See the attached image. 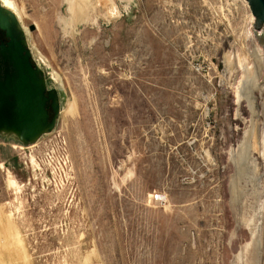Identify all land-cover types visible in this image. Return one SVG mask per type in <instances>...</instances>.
<instances>
[{"label": "rangeland", "instance_id": "rangeland-1", "mask_svg": "<svg viewBox=\"0 0 264 264\" xmlns=\"http://www.w3.org/2000/svg\"><path fill=\"white\" fill-rule=\"evenodd\" d=\"M75 1L1 0L64 96L0 136V264H238L246 0Z\"/></svg>", "mask_w": 264, "mask_h": 264}, {"label": "water", "instance_id": "water-1", "mask_svg": "<svg viewBox=\"0 0 264 264\" xmlns=\"http://www.w3.org/2000/svg\"><path fill=\"white\" fill-rule=\"evenodd\" d=\"M246 2L256 62L244 89L251 119L235 163L241 201L238 264H264V0ZM0 29L9 39L0 44V136L32 145L54 131L64 95L51 86L49 68L33 65L26 28L1 0Z\"/></svg>", "mask_w": 264, "mask_h": 264}, {"label": "bare ground", "instance_id": "bare-ground-1", "mask_svg": "<svg viewBox=\"0 0 264 264\" xmlns=\"http://www.w3.org/2000/svg\"><path fill=\"white\" fill-rule=\"evenodd\" d=\"M68 1V3H69V5H70V12H71V14H72V17L70 18L71 20H72V22L74 21V18H76L77 17V15H78V12L79 11H77V4H76V1L75 0H67ZM84 4V3H83ZM3 5V4H2ZM80 6V5H79ZM82 7V6H81ZM113 8V7H112ZM81 10H83V8H80ZM9 10V9H8ZM79 10V9H78ZM113 10V9H112ZM11 11V10H10ZM117 11V10H116ZM81 12V11H80ZM85 12V11H84ZM83 12V13H84ZM83 13H81V14H83ZM108 13V12H107ZM80 16V15H79ZM79 19V18H78ZM111 19V18H110ZM77 21V20H76ZM246 57V56H245ZM230 58V57H229ZM248 73H250V72H248ZM246 74V73H245ZM249 76V75H248ZM244 92V91H243Z\"/></svg>", "mask_w": 264, "mask_h": 264}, {"label": "flooded vegetation", "instance_id": "flooded-vegetation-1", "mask_svg": "<svg viewBox=\"0 0 264 264\" xmlns=\"http://www.w3.org/2000/svg\"><path fill=\"white\" fill-rule=\"evenodd\" d=\"M8 42H9V39L6 36V32H4L0 29V44H8ZM33 65H34V63H33ZM49 112L51 114L50 120H52V118L54 117V113H53L51 104H50Z\"/></svg>", "mask_w": 264, "mask_h": 264}]
</instances>
